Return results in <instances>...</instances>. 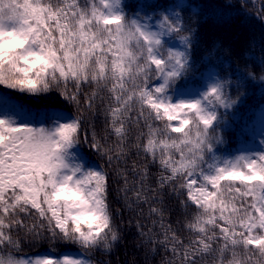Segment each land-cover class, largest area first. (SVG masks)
Here are the masks:
<instances>
[{
	"label": "snow or ice",
	"instance_id": "1",
	"mask_svg": "<svg viewBox=\"0 0 264 264\" xmlns=\"http://www.w3.org/2000/svg\"><path fill=\"white\" fill-rule=\"evenodd\" d=\"M181 2L129 13L127 0H0V89L56 93L72 109L40 119L0 97V264H93L86 253L111 252L121 239L116 182L123 208L150 222L145 231L129 221L157 264H264V140L220 152L238 102L230 89L255 77L180 86L195 68ZM165 191L183 213L175 227ZM22 239L79 252L21 256Z\"/></svg>",
	"mask_w": 264,
	"mask_h": 264
},
{
	"label": "trees",
	"instance_id": "2",
	"mask_svg": "<svg viewBox=\"0 0 264 264\" xmlns=\"http://www.w3.org/2000/svg\"><path fill=\"white\" fill-rule=\"evenodd\" d=\"M130 5L126 10L129 13L137 11V5L155 4L168 7L177 3V0H127ZM155 9L146 8V13ZM184 17L185 23L195 33V43L192 48V60L195 68L194 74L180 86L195 91L200 88L205 79L212 75L221 78H229L232 81L240 79V73L251 72L255 79L244 78L243 86L239 89L233 87L230 94L233 99H238L237 104L229 110L225 117L222 134L225 143L220 146L223 154L235 153L247 147H260V141L264 140V0H182L176 8ZM211 54V55H209ZM0 97L8 101V104H24L31 108L33 114H43L50 111L71 112V106L65 105L56 93H50L40 99L22 96L13 90L0 89ZM0 107H6L0 101ZM97 132H100L103 124L96 121ZM83 153L92 164H98L110 172L105 160L92 152L87 147ZM132 159H137L135 155ZM131 163V161H129ZM151 179L155 185L158 169L149 165ZM129 178L132 179L131 173ZM120 182L113 183L110 190V200L114 209H119L122 215L117 217L121 239L113 246L111 252L95 251L85 255L93 261V264H157L161 255L148 254L144 247L140 246L141 237L137 233L135 223L129 221L140 220L147 231L151 227L145 216H137L123 208L118 198L117 187ZM164 206L168 210V223L175 227L177 220L183 219L182 210L178 199L167 191L163 194ZM145 213L147 207L141 205ZM21 256H36L43 254L60 255L64 252H79L75 246L71 248L50 245L47 241L21 242ZM54 249V253L50 250ZM159 252V250H158Z\"/></svg>",
	"mask_w": 264,
	"mask_h": 264
},
{
	"label": "rangeland",
	"instance_id": "3",
	"mask_svg": "<svg viewBox=\"0 0 264 264\" xmlns=\"http://www.w3.org/2000/svg\"><path fill=\"white\" fill-rule=\"evenodd\" d=\"M263 126H264V122H263ZM246 149H249V150H259L260 147H247Z\"/></svg>",
	"mask_w": 264,
	"mask_h": 264
}]
</instances>
